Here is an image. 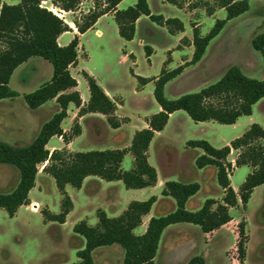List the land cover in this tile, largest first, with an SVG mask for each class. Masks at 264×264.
<instances>
[{"label":"rangeland","instance_id":"obj_1","mask_svg":"<svg viewBox=\"0 0 264 264\" xmlns=\"http://www.w3.org/2000/svg\"><path fill=\"white\" fill-rule=\"evenodd\" d=\"M163 1L148 0V5L154 15L162 14L168 19H182L192 37L193 29L198 21L201 25L197 29L200 36L204 37L217 20H223L226 17V12L219 11L220 8L213 0H181L178 8L183 7L185 11H195L194 15L188 18L184 17L173 5L163 4ZM1 2L15 5L19 0H0ZM103 2L104 0H81L77 10L68 13L55 10L50 2H42V5L59 15L71 28H75L72 24L73 21L81 24L83 16L89 10L101 8ZM135 2L136 0H126L120 10L133 6ZM248 4V11L225 26L210 43L208 54L211 55L208 61L187 66L185 65L188 63L186 62L188 59L186 53L176 52L173 55V62H171L169 53L166 51L173 47L175 41L167 33L169 28L158 26L148 18L142 17L137 25L136 36L126 49L131 51L134 58L127 59L125 62L121 57L124 42L118 35L117 26L114 21L105 20L82 37L78 48L79 63L71 68V74L78 78L79 90L85 95H89V90L84 79V72L115 93L114 100L121 105L119 113L115 112L120 126L128 124L131 119L135 128L143 126L150 116L156 114L157 104L153 97L154 82L150 81L146 85L140 86L134 76L153 80L160 75L162 69L167 70L168 66L171 70L179 66L187 67L179 77L165 86V97L170 100L177 99L184 94L197 93L214 84L233 66L240 68L243 74L249 78L263 80L264 63L261 55L253 49L252 40L264 31V1L248 0ZM208 10H211V13L216 12L215 16L210 17ZM97 30L101 31L100 36L96 35ZM76 34V30L72 29L62 38H66L65 41H71ZM140 39L154 49L149 58L150 61L146 58L145 48L139 45ZM186 41L184 38L180 43L184 45ZM60 43H63L62 40ZM85 54L88 56L87 59L84 57ZM38 63L39 73H36L33 68ZM51 76L52 67L48 62L41 58L30 59L29 63L14 73L10 81L9 88L18 93L17 98L10 105L8 103L0 105V109L1 107L10 109L9 112L18 114L22 120L23 115L27 111L30 112L24 101V96L47 83ZM4 102H8V100ZM252 110L253 116L251 118L242 117L236 126L222 125L216 122L195 123L185 112L177 111L162 136L154 141L151 164L158 169L161 178L167 179V181L200 185V190L186 206L187 211H198L208 199L220 201L223 194L216 180V169L214 167L205 170L196 168V158L202 152L199 149L188 148L187 142L204 140L215 149H220L222 146L224 147V142L239 138L250 124H258L264 129V99L260 100ZM50 117L45 110L39 115L41 123L46 122ZM105 120V116L86 118L83 121L86 129L85 135L74 148L82 152L122 149L126 145V141H123L126 131L115 135V131L109 127ZM0 123L8 128L11 123L17 127L19 122L15 123L6 116ZM66 125L67 122L64 123V126ZM75 126H78L76 121L71 123L67 134L72 133ZM25 130L21 136L15 139L0 133V142L14 147H25L34 140L38 133L35 126L31 124ZM237 155L238 151H234L227 158V161L232 165V170L228 171L229 180L236 192L250 173L247 166L234 167L233 162ZM3 166L8 169H2ZM132 168L133 159L131 155H128L121 163V170L129 171ZM0 172L4 174L5 178L0 183V194H8L18 183L19 172L15 167L5 164H0ZM38 173L37 186L40 187L41 193L36 189L35 194H40V199L47 202L49 209L46 205L40 204L36 212L38 215L30 213V207L28 209L30 212L22 210L17 217L13 218L8 217L0 209V264L75 263L77 261L76 252L78 249H83L85 243L81 237H78L79 239L73 237L77 236L73 232V225L89 218L88 225L93 226L97 224L96 212L98 210H105L108 217L114 218L120 215L119 211L123 207L122 201H146L150 198L147 196L143 199L128 194L129 190L125 189L120 181L116 183L117 186L112 185L113 188H111L110 183L97 177H90L87 185L89 183L94 185L92 195L78 193L69 187L75 208L69 214L67 222L63 225L47 222L41 216V212L50 210L53 214H58L61 195L54 180L43 177L42 166L38 167ZM110 188L116 197L112 202H110L109 196ZM153 194L159 195L160 192L157 191ZM40 201L39 199L34 200L37 203ZM239 205L238 209L236 206L235 210L231 211L233 221L231 220L232 222L210 232L206 237V245L198 246L201 230L198 226L190 225L193 229L188 232L186 242L172 248L169 254H166V251L160 246L157 264H187L192 258L201 257L200 253L205 257V264H264V185L257 188L246 207H243L241 202ZM33 206L35 208L36 205ZM110 207H115V210L110 212ZM171 211L167 205L162 206V203H159L155 207L153 215L158 217ZM241 222H244L245 257L243 263L240 261L237 249L241 239L239 234ZM141 231L142 227L136 228L134 234L139 235ZM123 256V250L117 245L99 247L92 254L94 264H122Z\"/></svg>","mask_w":264,"mask_h":264},{"label":"trees","instance_id":"obj_2","mask_svg":"<svg viewBox=\"0 0 264 264\" xmlns=\"http://www.w3.org/2000/svg\"><path fill=\"white\" fill-rule=\"evenodd\" d=\"M121 1L123 0H104L101 8L89 10L83 16L81 24L73 21L77 34L86 33L101 16L113 11L118 34L125 41L133 39L135 23L141 16L148 17L158 26L168 27L171 34L183 32V25L178 19L164 20L160 15L151 14L147 0H136L133 6L116 10ZM164 1L179 7L181 0ZM213 1L226 12V17L217 20L204 37L200 36L197 28L193 29L194 53L190 62L185 64L187 66L196 64L202 58L210 41L220 33L228 21L249 9L248 0ZM42 2H50L55 10L68 13L76 11L81 0H19L15 5L3 4L0 8V100L18 96L8 86L14 70L31 58H41L51 65L52 77L49 82L25 95L24 101L28 108L34 110L55 99L60 109L41 127L29 145L14 147L0 142V164L13 166L19 172V181L14 190L8 194H0V209L9 217H13L20 207L30 204L28 195L35 186L39 166L43 165L42 171L54 180L63 197L59 214L54 215L43 210L42 216L47 221L64 224L66 216L73 208L65 192L66 185L78 190L84 179L92 176L105 182L120 181L127 190L155 186L157 175L148 163V148L155 133L164 129L169 116L174 112H185L195 123L216 122L234 125L240 117L250 116L252 107L264 99V79L249 78L238 67L233 66L214 84L197 93L184 94L170 100L165 97V86L178 77L185 66L171 71L162 69L160 75L151 80L154 82L153 97L161 111L150 116L146 121V129L135 132L128 148L88 152H68L62 149L50 154L46 145L52 137H61L64 143H68L80 135L79 126H75L69 134L63 133L60 126L67 116L70 104L77 108L81 106L80 94L74 90L77 81L69 71L78 62L79 40L76 34L67 45L58 44V38L72 30L68 23L44 7ZM208 12L209 15L212 14L211 10ZM252 47L261 55L264 63V31L253 38ZM145 52L148 58L150 49L145 48ZM83 75L88 85L89 100L87 105L79 110V115L98 113L106 117L112 129L119 128L120 122L115 116L117 106L114 101L104 93L93 77L85 72ZM134 77L140 86L149 82L148 79ZM186 145L202 152L196 158V168L210 166L216 169V180L223 191L221 200L208 199L198 211L190 212L186 210V203L200 190L199 184L165 182L161 194L171 197L175 201L176 209L165 216L151 217L146 231L141 235H135L134 230L141 226L142 218L149 214L156 197H150L143 202H130L126 210L115 218H110L104 211L98 210L95 226L88 225L86 221H80L73 226V232L82 236L86 245L76 254L80 261L72 264H94L93 250L96 247L112 245H117L123 250L122 264H155L159 240L166 227L189 223L198 226L203 233L218 230L232 220L229 214L231 208H235L239 201L246 207L253 190L264 185V129L258 124H252L239 138L220 149H215L204 140L188 141ZM232 150L238 151L234 167L247 166L251 169L238 192L231 187L228 175L232 165L227 158ZM127 154L133 158V168L122 171L121 163ZM239 234L241 239L237 249L243 263L244 222L239 224ZM187 264H204V260L197 256Z\"/></svg>","mask_w":264,"mask_h":264},{"label":"crops","instance_id":"obj_3","mask_svg":"<svg viewBox=\"0 0 264 264\" xmlns=\"http://www.w3.org/2000/svg\"><path fill=\"white\" fill-rule=\"evenodd\" d=\"M125 1L126 0H123V1H121L118 5H117V7H116V10H120L121 9V5L123 4V3H125ZM235 1H237V0H235ZM147 2H148V0H147ZM136 3V2H135ZM134 3V4H135ZM166 2L165 1H163V4H165ZM3 4H5V3H0V8H1V6L3 5ZM168 4V3H167ZM7 5H9V4H7ZM149 6V5H148ZM179 12H181L182 13V15L184 16V17H186V18H188V17H190V16H192V15H194V13H195V11L193 10L192 12H190L189 10L188 11H185V9L182 7H180V8H178V7H176V6H174ZM149 9H150V12H151V14H153L154 15V13H153V11L151 10V8H150V6H149ZM125 10V9H124ZM219 11H224L223 9H220ZM64 13V12H63ZM114 14H115V11H113V12H109V13H107L106 15H103V16H101L97 21H96V23L88 30V31H86V33L87 32H89V31H92V30H94L100 23H102L103 21H105V20H112V21H114ZM215 14H216V12H214V13H212L211 15H210V17H214L215 16ZM160 16H162L163 18H164V20H166V19H168V17L167 16H164V15H160ZM142 17H145V16H141L137 21H136V23H135V34H134V37H133V39L131 40V41H125V40H123L122 39V41L124 42V49L122 50V55H121V57H122V60L123 61H125V62H127V59H129V60H131V58H134V56H133V54L131 53V51L129 50H126L127 49V46L130 44V43H132L133 42V40H134V38H135V36H136V30H137V25H138V23L140 22V20H141V18ZM146 18H148V17H146ZM149 19V18H148ZM176 19H178V18H176ZM236 18H234V19H232V20H230V21H228L227 23H226V25L225 26H227V25H229L230 23H232V21H234ZM150 20V19H149ZM181 23H182V25H183V32H179V33H175V34H171V33H169V32H167L171 37H173L174 38V45H173V47L171 48V49H167V53H169V56H170V60H171V62H173V55L176 53V52H182V53H186V57L188 58L187 60H186V62H190V60H191V58H192V56H193V53H194V46H193V44H192V36H190L189 35V33H188V31H187V27H186V25L184 24V22H182V19H178ZM151 21V20H150ZM115 22V21H114ZM154 23V22H153ZM196 23V22H195ZM73 24V23H72ZM116 24V23H115ZM69 25V24H68ZM200 22L198 21V23H196V25H195V27L194 28H197V27H200ZM224 26V27H225ZM70 27V26H69ZM71 28V27H70ZM72 29H74V30H76L75 28H71V30ZM224 29V28H223ZM222 29V30H223ZM221 30V31H222ZM220 31V32H221ZM117 32H118V28H117ZM66 33H68V32H66ZM66 33H64V34H62L59 38H58V44L59 45H61V46H65V45H67L69 42H70V40H68V41H65V39L66 38H62V37H64V35L66 34ZM73 33H75V32H73ZM86 33H84V34H82V35H78V40H79V45H78V48L80 47V44H81V39H82V37L86 34ZM102 33H101V31L100 30H97L96 31V35L97 36H100ZM220 34V33H219ZM218 34V35H219ZM119 35V34H118ZM217 35V36H218ZM75 36V35H74ZM216 36V37H217ZM120 37V36H119ZM215 37V38H216ZM186 39L187 41H186V43L184 44V45H182L180 42L182 41V39ZM214 38V39H215ZM64 39V40H63ZM213 39V40H214ZM62 40V44L60 43V41ZM212 40V41H213ZM212 41H210V43L212 42ZM209 43V45H211ZM139 45L141 46V47H144V48H148V49H150V56H151V54L154 52V49L152 48V46H150V45H148L147 43H145L142 39H140L139 40ZM209 45L207 46V48H206V50H205V53H204V55L202 56V58L196 63V64H200V63H202V62H204V61H208L209 60V57H210V55L211 54H208V50H209ZM79 51V50H78ZM150 56L147 58V60L148 61H150ZM86 59L88 58V56L85 54V56H84ZM32 59V58H31ZM29 61H30V59L27 61V62H25V63H23V64H21L19 67H17L15 70H14V72H13V74H12V76H11V78H10V81H11V79H12V77H13V75H14V73L18 70V69H20L21 67H23L24 65H26L27 63H29ZM77 63H79V52H78V62ZM182 63V62H181ZM171 64V63H170ZM196 64H194V65H196ZM40 65H42V64H40ZM182 65H183V63H182ZM38 66H39V63L37 64V65H35V67L33 68L34 70H35V72L36 73H39V71H38ZM191 66V65H190ZM185 68H187V67H185ZM184 68V69H185ZM184 69H183V71H184ZM240 69V68H239ZM167 70L168 71H171V69H170V66H168L167 67ZM241 70V69H240ZM69 71H70V74H71V68L69 69ZM183 71H182V73H183ZM242 71V70H241ZM181 73V74H182ZM242 73H243V71H242ZM88 74V73H87ZM180 74V75H181ZM72 75V74H71ZM179 75V76H180ZM178 76V77H179ZM52 77V76H51ZM51 77H50V79H51ZM73 77V76H72ZM92 77V76H91ZM75 78V80L77 81V87L74 89L75 91H78L79 92V94H80V98H81V106L80 107H75L73 104H70L69 106H68V108H67V116H66V118L61 122V129L63 130V133H67V131H69L68 129H69V126L71 125V123L72 122H74V121H76V123L78 124V126H79V128H80V135H78L77 137H74L71 141H69L68 143H64V141H63V139L61 138V137H52L50 140H49V142L47 143V145H46V149L49 151V153L51 154L53 151H55V150H62V149H65L66 151H68V152H82V151H80L79 149H75L74 147L77 145V143L79 142V140L85 135V132H86V129H85V126H84V123H83V121L86 119V118H88V117H98V116H101V117H104L103 115H101V114H98V113H87V114H85V115H82V116H80L79 115V110L81 109V108H84L86 105H87V102H88V100H89V95H85V94H83L80 90H79V80H78V78H76V77H74ZM157 78V77H156ZM177 78V77H176ZM50 79H49V81H50ZM155 79V78H154ZM10 81H9V84H10ZM48 81V82H49ZM96 82H97V84L102 88V90L104 91V93L112 100V101H114V103L116 104V106H117V110H116V113H119V109L121 108V105L119 104V103H117V102H115V100H114V98L116 97V96H114V94L115 93H112L111 91H109L107 88H105L102 84H100L97 80H95ZM151 80H149V82H150ZM169 83V82H168ZM167 83V84H168ZM167 84H166V86H167ZM9 86V85H8ZM41 86V85H40ZM39 86V87H40ZM70 91H73V90H70ZM17 93V92H16ZM18 94V93H17ZM15 98H17V97H14V98H10V99H3V100H0V105H2V104H4V103H8L9 105H10V103H12L13 101H14V99ZM6 100H8V102H4V101H6ZM262 100V99H261ZM260 101H258L254 106H256V105H258V103H259ZM157 104V103H156ZM253 106V107H254ZM28 107V106H27ZM252 107V108H253ZM30 109V108H29ZM9 110L10 109H2V107H1V109H0V122L1 121H3V117H6V116H8L9 117V120H12L13 122H19L18 123V126L16 127V125H14L13 123H11L10 124V126H8V128L4 125V124H2V123H0V133H2L3 135H6L7 137H10V138H13V139H15L16 137H19V136H21L26 130V128H28L29 127V125L31 124V125H33V126H35V128H36V130H38L37 132L39 133V131H40V129H41V127L46 123V122H48L52 117H53V115H55L56 113H58L59 112V106H58V104L56 103V100L55 99H53V100H50V101H48V102H46L45 104H43V105H41L40 107H38L37 109H30L29 111L30 112H26V114H24L23 116V119L22 120H20V118L21 117H19V115L18 114H15V113H12V112H9ZM44 110H45V112L47 113V114H49V116H51L50 117V119H48L46 122H43V123H41V121H40V119H39V115H40V113L42 112V113H44ZM49 110H51L50 111V113H48L49 112ZM159 111H161V108L158 106V104H157V108H156V113H158ZM174 114H175V112L173 113V114H171L170 116H169V119H168V122H167V124H166V126L164 127V129L161 131V132H158V133H155V135H154V137H153V139H152V141H151V143H150V145H149V148H148V152H147V156H148V163L155 169V171H156V175H157V180H156V184H155V186H153V187H147V188H144V189H135V190H133V189H130L129 190V192H128V194H132L133 196H139L140 198H146L147 196H149V197H156V201H155V203L152 205V208H151V210H150V212H149V214L148 215H146V216H144L143 218H142V224H141V226L140 227H138V229L139 228H141L142 227V231L139 233V235H141V234H143L145 231H146V228H147V225H148V222H149V220H150V218L151 217H155L154 215H153V211H154V209H155V207H157L158 205H159V203H162V206H165V205H167L168 206V208H169V210H172L171 212H169V213H172V212H174L175 211V209H176V204H175V201L171 198V197H168V196H163L162 194H161V192H162V190H163V187H164V183L165 182H168L167 181V179H163V178H161L160 177V174H159V171H158V169L155 167V166H153L152 164H151V160H152V148H153V143H154V141L157 139V138H160L161 136H162V133L165 131V129L168 127V125H169V122L171 121V119L173 118V116H174ZM154 115V114H153ZM253 116V110H252V114L250 115V116H248L247 118H251ZM242 117H240L238 120H237V122L234 124V125H232V126H236L237 124H238V122H239V120L241 119ZM106 121V120H105ZM22 122V123H21ZM65 122H67V125L66 126H64V123ZM134 123H133V120H129V122H128V124H124V125H121L119 128H117V129H113L115 132V135L116 134H118V133H120L121 131H126V135H124L123 136V141H126V145H124V147H122V149H126V148H128L129 146H130V144H131V141H132V138H133V136H134V134H135V132L136 131H140V130H143V129H146L147 127H148V125H147V122L145 121L144 123H143V126H140V127H138V128H135V126L133 125ZM253 124H255V123H253ZM252 124H250L249 125V127L251 126ZM110 127V126H109ZM248 127V128H249ZM247 128V129H248ZM112 129V128H111ZM37 133V134H38ZM37 136V135H36ZM35 139V138H34ZM232 141V140H231ZM231 141H227V142H224V146H226V145H229V143L231 142ZM223 147V146H222ZM192 149V148H191ZM115 150H121V149H115ZM88 152V151H87ZM231 153H234V151L232 150L231 151ZM202 154V153H201ZM128 155H130V154H127V155H125V157L126 156H128ZM124 157V158H125ZM133 159V158H132ZM6 165V164H5ZM233 165H234V162H233ZM210 166H207V167H204V168H202V169H199V170H205V169H207V168H209ZM42 168H43V165H42ZM2 169H4V170H7L8 168H5V166H3V168ZM250 169V168H249ZM43 172V171H42ZM250 172H251V169H250ZM44 173V172H43ZM38 174L39 173H37V176H36V179H35V186H34V188H32L31 189V191L29 192V195H28V198H29V201H30V204L29 205H27V206H22V207H20L19 209H18V211L16 212V214L13 216V217H17L19 214H20V212L22 211V210H25V211H28V212H30L28 209L30 208V210H31V212L30 213H32V214H34V215H38V214H36V212H37V210H38V208H39V205L40 204H44V205H46L47 207H48V204H47V202L46 201H44V200H42V199H40V194H35V190L36 189H38V191H40L39 193H41V189H40V187H38L37 186V181H38ZM43 177H45V178H51L50 176H48L47 174H43ZM90 177H92V176H90ZM90 177H87V178H85L84 179V181H83V183H82V186H81V188L80 189H78V190H76V189H74V188H72L71 186H69V185H66L65 186V192H66V194L68 195V197L70 198V200H71V202H72V205H73V208H72V210L70 211V213L74 210V208H75V203H74V199H73V197H72V195H71V190H70V188L69 187H71L73 190H75V191H77L78 193H84V194H86V195H92L93 193H94V185L92 184V183H89V185H87V182L90 180ZM3 180H5V178H4V174L2 173V172H0V183L3 181ZM118 181H112V182H107V183H110V187L111 188H113V186H117V183ZM122 183V182H121ZM185 184H187V183H185ZM230 184H231V182H230ZM113 185V186H112ZM200 186V185H199ZM261 186H263V185H261ZM16 187V186H15ZM231 187L233 188V190L236 192V189H235V187H233V185L231 184ZM260 187V186H259ZM259 187H256L254 190H253V192H252V194H251V196H250V199L249 200H251V198H252V196H253V194H254V192L257 190V188H259ZM110 188V202H112V201H114L115 200V195L113 194V190ZM14 190V189H13ZM13 190H11L10 192H12ZM157 191H159L160 192V194L159 195H154L153 193H155V192H157ZM59 192V191H58ZM222 193H223V191H222ZM33 194H34V197H33ZM61 195V194H60ZM222 196H223V194H222ZM62 195H61V201H62ZM193 198V196L192 197H190L189 199H188V201H187V203H186V206L189 204V202H190V200ZM35 199H39V200H41L39 203H37V202H34V200ZM142 199V200H143ZM133 201H135V200H124V201H122V204H123V207L120 209V215L126 210V208H127V206H128V204L130 203V202H133ZM174 202V204H173V202ZM217 201V200H216ZM138 202H143V201H138ZM249 202V201H248ZM239 203L240 202H238V207L236 208V209H238L239 207H240V205H239ZM36 205L35 206V208H34V206L33 205ZM248 204V203H247ZM60 205H61V203H60ZM124 208V209H123ZM48 209H49V207H48ZM102 209V208H101ZM112 210H115V207H110V212L112 211ZM233 210H235V208H231L230 210H229V214H230V216H231V211H233ZM47 211H49L51 214H53L50 210H47ZM102 211H104L105 213H106V215H107V212L105 211V210H102ZM60 213V212H59ZM58 213V214H59ZM69 213V214H70ZM169 213H166V214H163V215H160V216H158V217H161V216H165V215H167V214H169ZM69 214L66 216V219H65V223L67 222V219H68V217H69ZM54 215H57V214H54ZM8 216V215H7ZM40 216V215H39ZM41 216H42V214H41ZM108 216V215H107ZM119 216V215H118ZM117 216V217H118ZM9 217V216H8ZM13 217H10V218H13ZM115 218V217H114ZM231 218H232V221H233V217L231 216ZM43 219H44V217H43ZM86 220V222H87V224H89L90 223V220H89V218L87 219H85ZM84 220V221H85ZM45 221H47V220H45ZM232 221H230V222H232ZM47 222H52V221H47ZM55 223V222H54ZM64 223V224H65ZM61 225H63V224H61ZM96 225V224H95ZM95 225H93V226H95ZM186 225V226H185ZM190 225H193V224H189V223H179V224H174V225H170V226H168V227H166L165 229H164V231L162 232V234H161V237H160V240H159V244H158V249H157V252H156V256H155V258H154V262H155V264H157V257H158V253H159V249H160V246H162V249L164 250V251H166V254H169L171 251H172V248H174V247H177L179 244H183V242H186V240H187V238H188V232L191 230L192 231V229L193 228H191V226ZM74 226V225H73ZM196 226V225H195ZM73 229V228H72ZM220 231V230H219ZM214 232V231H213ZM201 238H200V241H199V244H198V246H203V245H206V237L210 234V233H203L202 231H201ZM212 233V232H211ZM76 234V233H75ZM77 236H73L75 239L77 238V239H79L78 237H81L83 240H84V247H85V245H86V240L82 237V236H80V235H78V234H76ZM182 235H184V236H182ZM82 242V241H81ZM80 242V243H81ZM84 247H83V249H84ZM97 248H99V247H96L94 250H93V252L97 249ZM80 250H82V249H78L77 250V252L78 251H80ZM77 252H76V254H77ZM93 252H92V254H93ZM205 255H207L206 253H205ZM200 256H201V258H203V260H204V264H205V257H203L202 256V254L200 253ZM199 257V256H198ZM76 258H77V256H76ZM80 260L77 258V261L75 262V263H78ZM72 264V263H71Z\"/></svg>","mask_w":264,"mask_h":264}]
</instances>
